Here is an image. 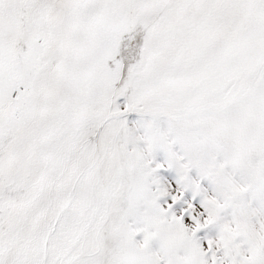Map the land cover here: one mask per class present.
<instances>
[{"label":"snow or ice","instance_id":"obj_1","mask_svg":"<svg viewBox=\"0 0 264 264\" xmlns=\"http://www.w3.org/2000/svg\"><path fill=\"white\" fill-rule=\"evenodd\" d=\"M0 264H264V0H0Z\"/></svg>","mask_w":264,"mask_h":264}]
</instances>
